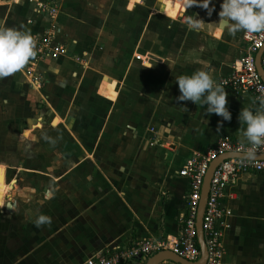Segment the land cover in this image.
Listing matches in <instances>:
<instances>
[{
	"label": "crops",
	"instance_id": "crops-1",
	"mask_svg": "<svg viewBox=\"0 0 264 264\" xmlns=\"http://www.w3.org/2000/svg\"><path fill=\"white\" fill-rule=\"evenodd\" d=\"M76 1L58 0L53 19L42 13L47 7H38L50 0L0 3V26L34 33L33 38L54 27L53 42L65 47L56 59L38 60L41 90L28 80L27 90L45 99L51 112L48 128L61 134L50 137L51 151L32 152L43 164L35 175H26L31 180L20 188L23 198L6 200L18 179L7 185L5 176L0 264H84L104 249L137 240L179 239L189 192V179L179 170L223 137L241 142L246 125L238 119L240 110L260 108L252 95L225 88L231 120L223 121L208 115L205 106L177 99L179 76L206 70L218 82L244 52L247 33L216 28L219 11L209 17L196 6L185 12L183 0H162L163 13L179 16L177 21L165 19L162 26L163 18L149 17L140 31L117 23L121 39L115 35L92 45L99 28H92L90 19L80 21L76 37L65 35L62 16L73 13ZM134 4L141 0H127L126 9ZM183 12L196 14L204 28L189 31ZM100 21L99 26L106 23ZM136 56L148 58V64ZM23 71L22 66L2 78L0 96L8 105L13 92H24ZM224 206L222 264H264V172L241 175L227 188ZM40 215L49 222L37 227Z\"/></svg>",
	"mask_w": 264,
	"mask_h": 264
},
{
	"label": "built area",
	"instance_id": "built-area-1",
	"mask_svg": "<svg viewBox=\"0 0 264 264\" xmlns=\"http://www.w3.org/2000/svg\"><path fill=\"white\" fill-rule=\"evenodd\" d=\"M9 1V0H5ZM48 3V14L56 15V2ZM39 8L43 4H38ZM54 27L39 37H35V52L25 65L24 72L30 84L36 88L41 86L39 74L36 73V63L44 57L57 58L65 47L53 42ZM246 47L243 54L233 63L231 71L218 81L224 88L245 92L254 98L259 107H264V82L256 69V54L264 45V32L247 33L244 35ZM137 59L141 56H136ZM147 64L148 58H143ZM147 60V61H146ZM261 66L264 72V51L261 55ZM35 89V88H34ZM241 142L223 137L204 154H196L191 160L185 162L178 174L189 179V192L186 199V214L182 221L180 237L175 241L164 239H143L131 243L127 247H114L104 249L95 256L86 259L84 264H145L151 255L170 250L179 257L196 262L201 252L197 243L196 215L201 194L203 178L209 163L218 155L244 154ZM264 154V146L258 149V155ZM243 160V162H241ZM264 172V158L244 160V158L231 157L223 160L216 167L209 185L205 209L202 215L201 228L204 244L207 251L205 264H222L223 246L221 242V221L225 213L224 198L227 188L244 174ZM163 264V263H160Z\"/></svg>",
	"mask_w": 264,
	"mask_h": 264
},
{
	"label": "rangeland",
	"instance_id": "rangeland-1",
	"mask_svg": "<svg viewBox=\"0 0 264 264\" xmlns=\"http://www.w3.org/2000/svg\"><path fill=\"white\" fill-rule=\"evenodd\" d=\"M2 2H5V0H0V3ZM214 2H216L215 12H217L220 9V3L222 2V0H214L213 3ZM75 3V9L73 10V13L70 16H62V20L64 21L63 25L66 26L65 35L70 36V38L76 37L79 32L78 29L80 21L84 18L90 19L92 20L91 27L99 28L97 30L99 31L98 39H91L90 41L92 45L95 44L96 41L103 44L105 39L108 40L109 37L111 38L115 35H118L121 39V31L119 33L115 31L117 23V25H124V28L127 26V23H129L130 27H133L136 31H140L142 25L146 23L149 17L152 21L153 17L163 18V22L160 24L162 26L165 25V19L173 21H177L179 19V16L176 19H173L163 13L164 5L162 4V0H141V5L136 6L134 4L135 7H133L130 11L126 9L127 0H79ZM43 4V8L47 7L46 9H49L48 4ZM196 8L201 9L197 6ZM46 9L44 10L45 12H42L44 13V15H48V10ZM153 9L155 11H152ZM151 12H153L152 16H149ZM184 15L187 14L184 13ZM49 17L53 19V17L55 16L49 15L48 18ZM59 18H61V16H58V24ZM99 19L106 21V26L105 24L99 26L101 23ZM110 21H113L115 25L110 26ZM97 22H99V25H97ZM105 28L111 29V31H107L105 30ZM95 33L96 31H89V34L91 36H94ZM89 40L90 39L84 37V42ZM99 49H101V47H99ZM136 60L140 61L141 58H136ZM26 79L27 82H25L24 78L19 77V82H22L21 85L23 86L24 92L22 94H19V96L17 95V93L13 92L10 97H8V99L11 101L10 105H8L9 103L7 104V99L4 100V96H0V168L3 171V180L2 182H0V190L4 191L5 189V185H3L5 182V176L7 185L10 182L18 179V182L16 181L15 184V192H13L12 190L7 191V201L10 200L11 197L12 200L23 198L24 195H22V193L24 192H21L20 188L24 183H28L31 180L26 175H35L37 169L36 167L43 164L42 160H37L34 156H32V152L46 154L48 151H51L52 148L50 149L49 141H52V139L50 137L57 139V137L61 134L57 132L54 133L51 128H48V125L52 121V119L51 116L47 115V113H50L51 115V112L44 103L45 99L40 97V95L37 96L27 90L32 85H29V79L27 75ZM1 83L4 84V80L2 78L0 79V84ZM43 85L44 82L42 79L41 86L39 88H36L34 86L32 87L37 90H41V88H43ZM1 87L2 85H0V88ZM1 93L4 92L0 91V94ZM15 105H17V108H15ZM29 120L33 124L32 126L30 125V128L27 127V121ZM33 120L35 123H33ZM26 129H29L30 132L28 133ZM151 141L152 140H150L149 143H152ZM17 168L20 170L19 172H16ZM43 179H45V176L43 177ZM33 182H36L35 184L40 183V181L36 180H33ZM43 182L45 183L46 181L43 180ZM2 204L3 195L0 193V205Z\"/></svg>",
	"mask_w": 264,
	"mask_h": 264
},
{
	"label": "clouds",
	"instance_id": "clouds-1",
	"mask_svg": "<svg viewBox=\"0 0 264 264\" xmlns=\"http://www.w3.org/2000/svg\"><path fill=\"white\" fill-rule=\"evenodd\" d=\"M182 6L185 12L190 7L197 6L206 10L209 17L215 11L213 0H183ZM217 15L218 21L214 25L221 31L227 30L233 35L237 32H264V0H222ZM181 19L189 31L199 32L206 24L196 14L183 15ZM35 55V41L30 32L0 26V78L15 73ZM176 83L180 92L177 97L179 101L198 103L206 107L208 115L215 113L223 121L231 120V113L226 107L228 94L208 71L197 70L191 75H181ZM238 119L246 125L241 130L243 139L240 144L244 149V160H254L258 149L264 146V107L256 110L241 109ZM220 126L218 122V130ZM47 222L49 217L45 215L35 219L37 227Z\"/></svg>",
	"mask_w": 264,
	"mask_h": 264
},
{
	"label": "water",
	"instance_id": "water-1",
	"mask_svg": "<svg viewBox=\"0 0 264 264\" xmlns=\"http://www.w3.org/2000/svg\"><path fill=\"white\" fill-rule=\"evenodd\" d=\"M263 51H264V45L258 50L256 54V69L261 79L264 82V72L261 66V55ZM231 157L244 158V154L226 153V154L218 155L217 157H215L213 160L210 161L208 169L202 181L200 200H199L198 210H197V215H196L197 243H198V246L201 252L200 258L196 262H190V261H187L179 257L178 255H176L170 250H163V251L157 252L151 255L150 257H148L146 259L145 264H160L164 261H172L177 264H205L206 259H207V251H206V247L204 244L203 233H202V228H201V221H202V215L205 209L206 200L208 196L210 180L218 164L222 162L223 160L231 158ZM262 158H264V154L257 155L256 159H262Z\"/></svg>",
	"mask_w": 264,
	"mask_h": 264
},
{
	"label": "bare ground",
	"instance_id": "bare-ground-1",
	"mask_svg": "<svg viewBox=\"0 0 264 264\" xmlns=\"http://www.w3.org/2000/svg\"><path fill=\"white\" fill-rule=\"evenodd\" d=\"M2 180H3V171H2V169L0 168V182H2Z\"/></svg>",
	"mask_w": 264,
	"mask_h": 264
}]
</instances>
